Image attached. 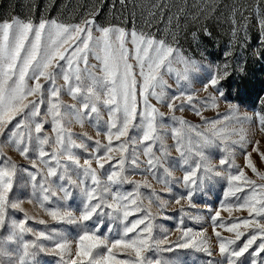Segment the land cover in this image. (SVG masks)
I'll list each match as a JSON object with an SVG mask.
<instances>
[{
	"label": "rangeland",
	"instance_id": "rangeland-1",
	"mask_svg": "<svg viewBox=\"0 0 264 264\" xmlns=\"http://www.w3.org/2000/svg\"><path fill=\"white\" fill-rule=\"evenodd\" d=\"M14 18L64 56L21 82L33 31L5 77L0 264H264L241 253L264 235V0H0Z\"/></svg>",
	"mask_w": 264,
	"mask_h": 264
},
{
	"label": "snow or ice",
	"instance_id": "snow-or-ice-1",
	"mask_svg": "<svg viewBox=\"0 0 264 264\" xmlns=\"http://www.w3.org/2000/svg\"><path fill=\"white\" fill-rule=\"evenodd\" d=\"M85 23L86 25H92L93 28L96 27L94 17L86 21ZM72 27H75L77 32L83 35L84 29L80 28L79 26L63 25V24L56 23L55 21L51 22V28H49V31L51 32L54 30L56 33V36H59L65 32H68L69 29ZM13 28H15L16 32L18 33V38L15 44V47L11 50V52H9L6 46V41L9 38H11ZM45 28H48V22L43 21V20L41 21L39 26H37L34 22H29L26 28L24 26V22L18 18H14L11 22H8V23H5V22L0 23V37H2L3 40L5 41V44L0 45V67L4 69L0 71V108L4 107L5 105V99L3 96V91H4L3 85L5 82V77H8L10 72L14 73L15 67L17 63L19 62V54L23 51V47L25 43H27L28 39L32 37L33 31L35 35H34V38H32L31 48L28 54L25 56L23 66L20 69L21 82L26 80L27 74L29 72H32L33 70H35L36 72H39L40 76H43L45 73L41 69L48 68V66L53 62L54 58H63L64 52L61 51L60 48H53L51 45H49L47 48L44 49L43 52H41V48L43 47L42 41L44 38ZM261 34L262 36H264V24L261 25ZM132 35L135 36V33H133ZM55 43H56V40L53 39L51 41V44H55ZM86 43L88 44L91 43L90 36H89V39L86 40ZM109 43H110V40L106 39L102 50L105 52V55L108 57L109 61L114 64L116 60L118 59L119 53L116 51H108ZM97 47H100V45H97ZM5 59L9 61L7 65H3V61ZM217 83L218 81L215 78H213L208 82L206 87L208 86L216 87ZM7 119L8 120L12 119L11 112H9ZM245 155H247V153H245ZM225 163L226 161L224 160L221 161L222 165ZM260 163L264 164V160H262ZM232 166L239 169L238 165L233 164ZM245 167L247 166L245 165ZM242 175H243L242 171H237L235 175L230 176V180L240 181V178ZM184 179L188 180L189 176L186 175ZM228 195L229 194L226 193V197ZM214 216L216 217V219H219L220 213L218 211H214ZM85 218H88V217H85ZM185 240L187 241V243L182 245L184 247L192 246L196 242L194 238H189V237H185ZM257 240L260 241L259 244L256 243ZM248 249H251L253 251L254 256H259L261 252H264V235L254 236L252 240L248 242L246 247H242L241 253L247 251ZM223 250H224L223 247H221V251ZM241 253H236V255L239 256ZM251 264H257V261L253 260Z\"/></svg>",
	"mask_w": 264,
	"mask_h": 264
}]
</instances>
